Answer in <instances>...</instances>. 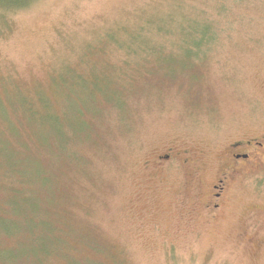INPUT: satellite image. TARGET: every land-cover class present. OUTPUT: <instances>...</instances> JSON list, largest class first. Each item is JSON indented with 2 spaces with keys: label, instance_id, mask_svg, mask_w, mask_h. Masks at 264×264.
<instances>
[{
  "label": "rangeland",
  "instance_id": "374dc122",
  "mask_svg": "<svg viewBox=\"0 0 264 264\" xmlns=\"http://www.w3.org/2000/svg\"><path fill=\"white\" fill-rule=\"evenodd\" d=\"M167 2L213 23L200 60L173 57L166 73L167 63L141 59L117 89L104 83L94 98L92 75L80 71L120 58L81 62L85 45ZM51 88L63 119L76 106L84 112L56 157L16 108L41 92L52 98ZM0 106L7 147L49 172L47 189L22 188L55 210L66 243L45 264H264V153L232 157L251 150L235 143L256 147L264 135V0H35L0 10ZM5 173L0 166V204L19 188ZM16 241L0 235L3 248Z\"/></svg>",
  "mask_w": 264,
  "mask_h": 264
},
{
  "label": "trees",
  "instance_id": "16d2710c",
  "mask_svg": "<svg viewBox=\"0 0 264 264\" xmlns=\"http://www.w3.org/2000/svg\"><path fill=\"white\" fill-rule=\"evenodd\" d=\"M34 1L0 0V10L26 8ZM170 3L167 2L164 9L149 13L142 11L134 25L114 24L102 34H96L94 42L85 45L80 53L81 62L92 54L113 55L116 52L120 58L114 63L106 62L102 68L93 63L91 67L80 71L81 76L92 75L90 94L94 98L104 83L117 89L118 79L136 72L141 59L146 64L155 63L159 67L167 63L166 73L174 70L171 68L173 57L193 58L190 64L194 60H200L204 48L215 39L213 23L207 17H198L197 14L185 11L179 2L176 4L177 9ZM69 69L70 66L67 70ZM78 69L80 70L79 66L75 65L73 70L79 71ZM24 98L25 105L16 108L21 110L29 122L35 124L36 130L37 127L40 128L38 143L53 146L55 150L51 153L54 157L66 153L68 142L72 141L70 134H75L76 130L82 127L84 112L76 106L75 112L72 111V119H63V113L56 110L54 90L52 98L44 92ZM0 116H5L1 106ZM9 128L15 132L16 128ZM3 139L0 136V166L5 167V177L9 179L10 185L15 182L19 188H9L0 204V235L17 238L14 247L0 246V262L25 264L28 261L33 264H45L52 253L62 252L66 243L60 235L61 229L55 224V210L43 205L38 191L28 192L23 190V187L36 181L41 183L40 190L47 189L50 182L49 172L32 159V156L18 152L17 149H9ZM73 155L69 154L68 158L73 159ZM14 179L15 181H11Z\"/></svg>",
  "mask_w": 264,
  "mask_h": 264
},
{
  "label": "flooded vegetation",
  "instance_id": "af4514ba",
  "mask_svg": "<svg viewBox=\"0 0 264 264\" xmlns=\"http://www.w3.org/2000/svg\"><path fill=\"white\" fill-rule=\"evenodd\" d=\"M255 142L254 144L256 145V147L253 146L251 141H247L245 143L240 142V143H235V146H246V147H250L251 150L247 149L244 152L241 153H232V157L235 159H247L249 157V153L250 151H255V150H260L262 153H264V135L260 138V140L254 139ZM248 151V152H247ZM224 182V178L222 180H219L220 185H215L214 188L217 190L216 192L213 193V196L215 198H219L222 195V191H223V183ZM208 207H217L218 204L216 202H212L210 205H207Z\"/></svg>",
  "mask_w": 264,
  "mask_h": 264
}]
</instances>
